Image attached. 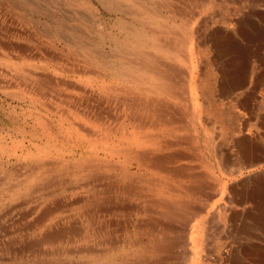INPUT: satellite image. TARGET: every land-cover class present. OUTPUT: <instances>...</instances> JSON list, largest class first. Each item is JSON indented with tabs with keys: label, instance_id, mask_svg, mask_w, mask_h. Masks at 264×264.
Here are the masks:
<instances>
[{
	"label": "rangeland",
	"instance_id": "1",
	"mask_svg": "<svg viewBox=\"0 0 264 264\" xmlns=\"http://www.w3.org/2000/svg\"><path fill=\"white\" fill-rule=\"evenodd\" d=\"M233 1L201 7L174 0L178 12L170 17L164 10L169 17L160 21L175 24L179 60L149 50L175 69L178 93L144 106L146 94L116 80L121 66L112 39L121 37L122 21H131L120 6L0 0V264H100L112 222L164 218L134 193L147 178L146 165L125 160L118 150L133 148L135 124L145 119L144 111L155 113L154 102L183 121L179 136L171 137L178 144L152 151L175 177L158 168L156 180L164 177L177 184L174 189H201L210 205L198 220L240 219L241 235L264 236V0ZM226 8L243 22L235 39L262 61L232 70L233 43L225 47L212 38H221L217 26ZM189 30L193 46L183 41ZM209 36L214 46L203 57L198 47L204 49ZM248 94L250 104L243 105ZM208 100L212 109H206ZM248 128L257 133L259 148L253 166L237 146ZM175 152L180 159H167ZM212 246L202 241L199 255Z\"/></svg>",
	"mask_w": 264,
	"mask_h": 264
},
{
	"label": "bare ground",
	"instance_id": "2",
	"mask_svg": "<svg viewBox=\"0 0 264 264\" xmlns=\"http://www.w3.org/2000/svg\"><path fill=\"white\" fill-rule=\"evenodd\" d=\"M189 1L193 3L199 2L198 4L201 7L205 6V4H215V0H206L205 2L204 0ZM100 2L107 7L112 5L120 6V11L125 12L131 19V21H122L123 23L118 25L122 35L119 38L112 39L114 50L116 49L117 51L116 56H119L121 66L115 73L116 80L129 82L134 88L141 91V94H146L148 101L144 102V106L147 105L149 100L156 101L158 99L156 97L161 95L176 98L174 94L178 93V82L175 80L177 75L175 69L171 65L161 63L160 59L150 51L153 49L163 54L167 59L179 60L177 53L179 45L172 40L173 36L171 34L174 31L175 24H171L167 19L160 21L163 17H169L167 14L164 15V10L170 14V17L178 10L174 0H100ZM260 12H262L261 14L264 13V7L260 9ZM242 16L239 15V17ZM220 19L217 30L220 32L221 38L219 36L216 37L217 39L212 38L215 44L220 43L225 47L229 43H233L231 45H234V55L232 60H230V63L234 64V69L232 70L240 68H237V65L244 62H260L261 59H259L258 55L255 56L257 58L253 59L252 50H246L247 47H244L246 44L242 45L241 43L240 45L235 39L236 33L239 34L244 31L243 22L240 21L241 18H236L232 10L226 8ZM228 21L230 23L225 25ZM260 30L263 31L262 28ZM190 33V30L184 33L183 41H190L193 46L196 42L193 36H190ZM212 38L210 36L204 37L203 45H205V48L201 49L198 47L197 53H201L205 57L214 46ZM247 39H249V36ZM255 39L258 40L257 37ZM259 39L261 40L262 37ZM259 42L255 41L256 45H260ZM229 48L232 47L230 46ZM231 50L229 51L232 52ZM216 54L219 55L217 52ZM251 99L252 96L250 94L246 95L245 99L242 100L243 105L250 104ZM205 105L206 109H212L215 106L212 100H208ZM151 107L157 109L155 113L144 111L145 119L135 124L130 143L136 148L134 146L133 148L119 147L118 150L123 154L125 160L128 161L129 158H135L140 164L146 165L149 170L146 173L147 178L141 179L144 180L141 181L143 186L141 185L134 193L146 199L149 207L148 211L152 209L154 212H159L164 218L139 221L134 224H112V222L110 227L115 228H113V231L107 229L108 231L105 233L99 254L100 264H264V236H251L248 238L249 236L241 235V229H244V224L240 222V219L229 222L208 218H200L198 220V216L201 217L210 205L206 198L203 197L204 195H200L201 189L186 190L187 187L185 189H174L177 184L172 183L169 185V181L164 177L159 181L156 180L157 175L160 174L158 168L166 174L167 178L169 176L175 177V174L171 173L170 170L162 167L166 166L167 162L159 160L160 157H155L152 151L164 152L166 148L178 144V140H172L171 137L176 138L179 136V131L183 128L181 126L183 121L181 122L180 118L175 117V111L170 112V110L160 107L156 108L155 102ZM256 134L252 129L248 128L242 131L241 137L237 140L238 150L246 157L251 166L255 165L256 157H258L256 155L259 148L257 150L255 145ZM134 150L136 154L132 152ZM150 150L151 152H149ZM180 154L175 152L171 156H167V159L179 158ZM127 177L131 180L128 175ZM193 179L195 180L194 177ZM128 187H133V185ZM152 187H155V189H151ZM130 191L131 189L128 191V195ZM185 217L187 218L185 219ZM131 227L135 230L134 234H130ZM120 231L124 232L120 234L118 233ZM202 241L205 243L211 241L213 246L209 253L201 257L198 245ZM208 245L210 244L208 243Z\"/></svg>",
	"mask_w": 264,
	"mask_h": 264
}]
</instances>
